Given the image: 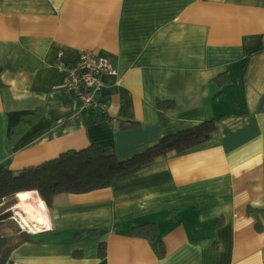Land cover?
Listing matches in <instances>:
<instances>
[{
    "label": "crops",
    "instance_id": "crops-1",
    "mask_svg": "<svg viewBox=\"0 0 264 264\" xmlns=\"http://www.w3.org/2000/svg\"><path fill=\"white\" fill-rule=\"evenodd\" d=\"M84 52L114 74L79 112L58 67ZM207 121L205 142L107 188L48 206L27 191L42 229L7 264H264V0H0V169L91 145L130 162ZM144 224L153 240L132 233Z\"/></svg>",
    "mask_w": 264,
    "mask_h": 264
},
{
    "label": "trees",
    "instance_id": "trees-1",
    "mask_svg": "<svg viewBox=\"0 0 264 264\" xmlns=\"http://www.w3.org/2000/svg\"><path fill=\"white\" fill-rule=\"evenodd\" d=\"M157 103L161 108H168L164 102ZM214 129L213 121H207L179 135L162 138L155 146L130 162L118 161L100 148L91 145L83 151L61 154L51 162L34 170L22 172L18 176H14L6 169H0V264H7L14 249L31 241V235L25 231L18 229L13 235L6 234L4 231L5 222L10 221L11 218L9 209L17 201L15 195L21 192L37 191L48 206L51 199L58 194H78L107 188L118 175L130 169L133 164L148 161L172 150L181 153L191 149L205 142ZM153 229L151 224H144L133 228L132 233L135 235L142 233L143 236L153 240L155 237ZM160 252L162 254V248ZM99 256H104V249L100 246Z\"/></svg>",
    "mask_w": 264,
    "mask_h": 264
},
{
    "label": "built area",
    "instance_id": "built-area-1",
    "mask_svg": "<svg viewBox=\"0 0 264 264\" xmlns=\"http://www.w3.org/2000/svg\"><path fill=\"white\" fill-rule=\"evenodd\" d=\"M58 71L62 74L61 96L75 98L79 104V112L97 105L103 88V74H114L106 57L96 56L91 52L80 54L73 64L59 63ZM36 197L40 200L38 195ZM40 209L43 211L44 207L40 206ZM17 224L22 231L29 230L28 228L26 230L19 222Z\"/></svg>",
    "mask_w": 264,
    "mask_h": 264
},
{
    "label": "bare ground",
    "instance_id": "bare-ground-1",
    "mask_svg": "<svg viewBox=\"0 0 264 264\" xmlns=\"http://www.w3.org/2000/svg\"><path fill=\"white\" fill-rule=\"evenodd\" d=\"M28 195L30 194H27V192L17 194L18 202L11 207V210L14 216L20 220L21 225L26 229L28 228L30 232H40L42 229L43 217L37 209H34V207L27 202ZM40 206L44 207L41 200Z\"/></svg>",
    "mask_w": 264,
    "mask_h": 264
},
{
    "label": "rangeland",
    "instance_id": "rangeland-1",
    "mask_svg": "<svg viewBox=\"0 0 264 264\" xmlns=\"http://www.w3.org/2000/svg\"><path fill=\"white\" fill-rule=\"evenodd\" d=\"M29 194H30V195H28V196H29V199L27 200V202H28L32 207H34V209H37L41 214H43V212L41 211L40 207L37 206L39 202H37V199H36V196L34 195V193L30 192ZM16 200H18V199H16ZM16 203H17V201H16ZM38 207H39V208H38ZM11 216L14 217L13 214H11ZM14 224H15V223H14L12 220H11V221H6L5 224H4L5 227H3V228H4V229H5V228L13 229L14 226L17 227V225H16V224L14 225Z\"/></svg>",
    "mask_w": 264,
    "mask_h": 264
},
{
    "label": "water",
    "instance_id": "water-1",
    "mask_svg": "<svg viewBox=\"0 0 264 264\" xmlns=\"http://www.w3.org/2000/svg\"><path fill=\"white\" fill-rule=\"evenodd\" d=\"M10 212H12V210L10 209Z\"/></svg>",
    "mask_w": 264,
    "mask_h": 264
}]
</instances>
